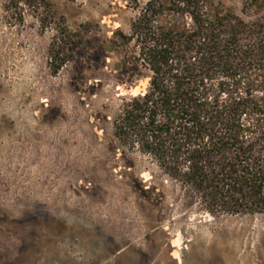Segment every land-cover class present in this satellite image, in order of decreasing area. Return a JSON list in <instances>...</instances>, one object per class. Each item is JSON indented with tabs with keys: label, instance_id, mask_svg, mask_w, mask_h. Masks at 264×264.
I'll return each instance as SVG.
<instances>
[{
	"label": "rangeland",
	"instance_id": "rangeland-1",
	"mask_svg": "<svg viewBox=\"0 0 264 264\" xmlns=\"http://www.w3.org/2000/svg\"><path fill=\"white\" fill-rule=\"evenodd\" d=\"M134 6L0 0V264H264V215H210L115 137L149 75L107 51Z\"/></svg>",
	"mask_w": 264,
	"mask_h": 264
},
{
	"label": "trees",
	"instance_id": "trees-1",
	"mask_svg": "<svg viewBox=\"0 0 264 264\" xmlns=\"http://www.w3.org/2000/svg\"><path fill=\"white\" fill-rule=\"evenodd\" d=\"M240 1L243 16L217 0H135L130 32L107 47L149 73L115 137L212 216L264 215V0ZM58 57L54 74L66 63Z\"/></svg>",
	"mask_w": 264,
	"mask_h": 264
}]
</instances>
